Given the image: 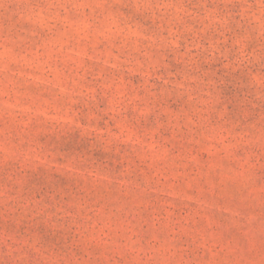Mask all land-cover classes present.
I'll list each match as a JSON object with an SVG mask.
<instances>
[{
    "label": "rangeland",
    "instance_id": "rangeland-1",
    "mask_svg": "<svg viewBox=\"0 0 264 264\" xmlns=\"http://www.w3.org/2000/svg\"><path fill=\"white\" fill-rule=\"evenodd\" d=\"M0 264H264V0H0Z\"/></svg>",
    "mask_w": 264,
    "mask_h": 264
}]
</instances>
